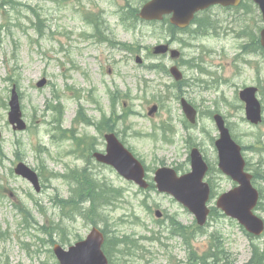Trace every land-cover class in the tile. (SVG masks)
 Instances as JSON below:
<instances>
[{
  "label": "rangeland",
  "instance_id": "rangeland-1",
  "mask_svg": "<svg viewBox=\"0 0 264 264\" xmlns=\"http://www.w3.org/2000/svg\"><path fill=\"white\" fill-rule=\"evenodd\" d=\"M4 1L0 0V232L6 235L0 239V264H58L54 244L69 249L95 226L107 231L108 237L139 239H131L134 243L120 261L110 249L106 254L110 264H192L194 253L202 259L217 257L219 264H247L254 247L263 249L264 237L252 240L237 221L215 209L218 197L236 184L219 169L215 147L219 132L213 113H208L221 114L244 148L246 168L262 194L256 213L264 218V49L260 44L264 24L252 0H243L237 8H212L210 25L202 31L177 32L182 40L174 42L163 23L138 22L133 32L111 16L119 8L138 14L147 0H15L16 5ZM99 13L110 38L133 43L128 51L104 41L96 26ZM254 34L256 43L244 51L255 52L242 55L240 47ZM168 41L183 52L178 64L193 85L181 93L199 112L195 125L184 123L180 98L172 96L174 79L136 63L141 56L146 66L154 63L170 69L174 62L169 56H149L150 49ZM191 59L203 71L186 63ZM42 79L47 84L38 87ZM14 87L28 125L22 132L14 131L8 120ZM245 87L258 90L263 117L259 125L246 119L239 98ZM117 88L123 93L110 106L111 92ZM61 101L63 113L54 108ZM80 104L95 124L104 114L117 118L114 131L144 161L150 181L161 167L190 171V151L198 146L209 163L206 180L212 188L213 211L205 229L198 231L195 217L173 198L140 190L111 167L96 164L90 151L105 149L107 132L84 123L82 112L80 120L74 121ZM154 105L159 110L150 117L148 110ZM61 125L75 126L78 141L62 143ZM20 162L39 173L40 193L15 175ZM84 168L108 190L99 215H82L88 202L79 207L66 203L77 188L72 177ZM21 209L30 217L25 219ZM156 210L164 212L161 221L155 217ZM177 224L180 229L188 227L186 238L175 232Z\"/></svg>",
  "mask_w": 264,
  "mask_h": 264
},
{
  "label": "water",
  "instance_id": "water-1",
  "mask_svg": "<svg viewBox=\"0 0 264 264\" xmlns=\"http://www.w3.org/2000/svg\"><path fill=\"white\" fill-rule=\"evenodd\" d=\"M255 1L260 5L264 14V0ZM240 2L241 0H153L143 8L140 16L146 20H162L165 15H172L171 23L183 29L190 25L199 11L214 5L237 6ZM262 44L264 46V30L262 31ZM167 51V46H159L155 49L156 54H165ZM178 57L179 52L172 51V58ZM138 62L141 60L138 59ZM172 73L176 79L182 78L177 68H173ZM45 83L42 81L39 86ZM240 98L246 103L248 120L253 124H259L262 121V109L257 99V89L245 88L240 92ZM10 107V123L15 130H25L26 124L22 120L19 96L15 89ZM183 107L188 118L194 123L196 110L185 100H183ZM157 109L156 106L153 107L149 114L153 115ZM215 121L220 132V137L216 141L219 168L238 184L237 187L219 197L216 203L217 208L229 218L238 221L249 234L259 237L264 233V221L255 215L254 210L259 204L260 193L252 184L253 176L245 172L246 162L241 146L232 139L220 115L215 116ZM106 141L107 153H95L94 157L102 163L113 166L128 181H134L142 188H148L149 185L144 179L143 165L126 149L115 134L106 135ZM191 166L192 172L183 176H178L174 169L161 168L156 172L155 181L160 192L172 195L195 216L198 225L203 227L211 212L207 206L211 189L208 183L204 182L209 166L196 148L191 153ZM15 172L31 182L36 191L40 192L41 186L36 172L23 163L18 165ZM156 216L161 218L162 213L157 211ZM104 241L103 233L94 228L86 240L77 242L68 250L61 245H55L54 254L60 264H109L102 250Z\"/></svg>",
  "mask_w": 264,
  "mask_h": 264
},
{
  "label": "trees",
  "instance_id": "trees-1",
  "mask_svg": "<svg viewBox=\"0 0 264 264\" xmlns=\"http://www.w3.org/2000/svg\"><path fill=\"white\" fill-rule=\"evenodd\" d=\"M169 30L172 34H175L177 31H179L176 27L169 26ZM112 119L110 118L108 122L104 123L101 127V131H105L108 129H113V127L117 123V118L113 119V126L111 124ZM78 177H73V180H75L78 184V188L74 189L72 191V196L66 203H74L75 207H79L80 205L84 203H90V206L88 208L84 209V212L82 215L84 216H90V215H99L100 206L105 203L101 202L104 198L107 200L106 195L108 194V190L104 188L103 186L96 183V181L92 180L90 177V174L84 170L78 172ZM259 177V175H256ZM116 191V190H115ZM178 227H181V225L177 224ZM185 230V228H182ZM176 233L182 235L181 231L176 230ZM106 234V243L104 246V250L106 254L110 252V249L113 251H117V248L122 245H128V241L131 240L130 237L124 236L123 238H112L111 236L108 237L107 232ZM5 236V233L0 232V238H3ZM211 250V247L210 249ZM208 253V252H207ZM206 253V254H207ZM193 254V253H192ZM193 257L192 263L193 264H219L218 258L214 256H210L209 259H202V257H198L195 253L191 255ZM247 264H264V249L260 250L257 247H254L253 256L251 257V260Z\"/></svg>",
  "mask_w": 264,
  "mask_h": 264
},
{
  "label": "bare ground",
  "instance_id": "bare-ground-1",
  "mask_svg": "<svg viewBox=\"0 0 264 264\" xmlns=\"http://www.w3.org/2000/svg\"><path fill=\"white\" fill-rule=\"evenodd\" d=\"M189 87V86H188ZM188 89V88H187ZM184 94V93H183ZM258 171V170H257ZM75 184V183H74ZM110 187V186H109ZM78 188V187H77ZM72 193V192H71ZM72 196V195H71ZM70 199H72V198H70ZM61 200H63V199H61ZM114 200V199H113ZM102 202V201H101ZM105 205V204H104ZM102 211V210H101ZM103 213V212H102ZM103 222V221H102ZM213 250V249H212ZM230 254V253H229ZM231 264V263H230Z\"/></svg>",
  "mask_w": 264,
  "mask_h": 264
},
{
  "label": "flooded vegetation",
  "instance_id": "flooded-vegetation-1",
  "mask_svg": "<svg viewBox=\"0 0 264 264\" xmlns=\"http://www.w3.org/2000/svg\"><path fill=\"white\" fill-rule=\"evenodd\" d=\"M69 141H72L73 143L76 142L74 139H70Z\"/></svg>",
  "mask_w": 264,
  "mask_h": 264
}]
</instances>
